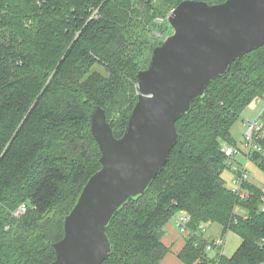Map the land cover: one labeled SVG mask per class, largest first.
Segmentation results:
<instances>
[{
	"label": "trees",
	"instance_id": "1",
	"mask_svg": "<svg viewBox=\"0 0 264 264\" xmlns=\"http://www.w3.org/2000/svg\"><path fill=\"white\" fill-rule=\"evenodd\" d=\"M181 1L0 0V264L55 259L66 215L102 167L90 113L102 106L122 136L139 95L136 73L166 37L155 33L170 29L155 18ZM260 98L264 45L235 60L177 120L180 137L165 167L112 219L103 264H159L169 251L165 227L179 212L191 216L178 253L186 264H264V189L247 180L250 195L240 199L223 177L224 148L237 146L232 127ZM255 140L263 151L249 157L264 170V132ZM22 203L27 211L17 217ZM203 222L241 238L232 255H209Z\"/></svg>",
	"mask_w": 264,
	"mask_h": 264
},
{
	"label": "water",
	"instance_id": "2",
	"mask_svg": "<svg viewBox=\"0 0 264 264\" xmlns=\"http://www.w3.org/2000/svg\"><path fill=\"white\" fill-rule=\"evenodd\" d=\"M169 22L173 32L136 73L139 95L122 136L114 135L102 106L91 111L102 167L66 215L64 236L53 244L56 257L48 264H103L113 250L112 219L165 167L180 137L177 120L235 60L264 45V0H182Z\"/></svg>",
	"mask_w": 264,
	"mask_h": 264
},
{
	"label": "built area",
	"instance_id": "3",
	"mask_svg": "<svg viewBox=\"0 0 264 264\" xmlns=\"http://www.w3.org/2000/svg\"><path fill=\"white\" fill-rule=\"evenodd\" d=\"M92 16L97 17L98 16V10H95L92 13ZM169 20V15L166 17H157L155 18V21L159 24H162ZM157 38H163L162 32L158 31L155 33ZM258 132H264V121L260 119H256L253 121H248V126L245 131V140H244V148L249 156L252 151L261 152L263 151L262 146L256 142L255 135ZM240 152L238 147L236 146H226L224 148V153L228 157V162L232 168V176L230 178V185H228V188L240 199H244L249 197L250 192L245 188V183L249 179V173L248 169L244 164H241L236 161V155ZM264 202V197H263ZM27 204L22 203L20 204L14 211L13 214L17 217H20L27 211ZM264 210V206L262 207ZM176 224L177 227L181 230L183 234H190L191 230L189 229V224L191 221V216L188 215L185 212H179L176 216ZM201 233L206 228V223H201L199 225ZM225 247V235H216L212 237L209 242L207 243L206 249L207 251L216 250V251H223Z\"/></svg>",
	"mask_w": 264,
	"mask_h": 264
},
{
	"label": "crops",
	"instance_id": "4",
	"mask_svg": "<svg viewBox=\"0 0 264 264\" xmlns=\"http://www.w3.org/2000/svg\"><path fill=\"white\" fill-rule=\"evenodd\" d=\"M256 119H260L264 121V98H260L258 100L253 101L250 105H248L243 110L241 117L233 125V126H236L234 127L236 128L234 129V131L237 130L238 132L239 129L245 131V129L248 126V121H253ZM232 136L236 141V138L234 137L233 133H232ZM243 146H244V142H243ZM236 147H238V149L242 151L241 153H243V155L245 156L246 161H247L246 162L247 164L245 166L247 167L248 170H250V168L252 170L253 168L257 167L264 174V170H262L259 167L258 163L255 160L250 159V157L247 155L245 148L244 149L240 148L238 144ZM236 158H238L237 155H236ZM248 180L257 184L258 186L264 189V179L258 181L249 175ZM239 211L242 213H245L241 209ZM163 241L167 245V247H169V251L163 257V259L161 260L159 264H186L178 255L179 251H181L185 245L186 238L181 232V230L177 227L176 217L171 218V220L167 223L165 227V235L163 237Z\"/></svg>",
	"mask_w": 264,
	"mask_h": 264
},
{
	"label": "rangeland",
	"instance_id": "5",
	"mask_svg": "<svg viewBox=\"0 0 264 264\" xmlns=\"http://www.w3.org/2000/svg\"><path fill=\"white\" fill-rule=\"evenodd\" d=\"M158 17H162V16H158ZM173 32V28H172V26H171V24H170V29L168 30V32H165V33H162L163 35V37L164 36H168V35H170L171 33ZM165 37V38H166ZM164 38V39H165ZM163 39V40H164ZM255 119V118H254ZM234 127H236V126H233V129H232V133H233V135H234V137L236 138V142H237V144H238V146L240 147V148H242V149H244V146H243V142H244V140H245V131H246V129H245V131H243V130H241V129H239V131L237 132V130L236 131H234V129H236V128H234ZM234 131V132H233ZM228 146V145H227ZM242 151H240L239 153H240V155H239V153L237 154V156H238V158H236V161L237 162H239V163H241V164H244V165H246L247 163V161H246V158H245V156L243 155V153H241ZM232 168H233V165L231 166V169L229 168V169H226L225 170V172H224V174H223V177H224V179L226 180V185L228 186V185H230V178H231V176H232ZM248 173H249V175L251 176V177H253L254 179H256V180H258V181H260V180H262V179H264V174H263V172L259 169V168H257V167H255V168H253L252 170H251V168H250V170H248ZM220 234H222V228H221V226L220 225H218V224H206V228H205V230L203 231V235L206 237V238H208L209 240L212 238V237H214V236H216V235H220ZM240 241H241V238L235 233V232H232V231H230V232H228L226 235H225V247H224V249H223V252L226 254V255H228V256H230V255H232L234 252H235V250L237 249V247L239 246V244H240ZM216 250H211V251H209V255L210 256H215L216 255Z\"/></svg>",
	"mask_w": 264,
	"mask_h": 264
}]
</instances>
